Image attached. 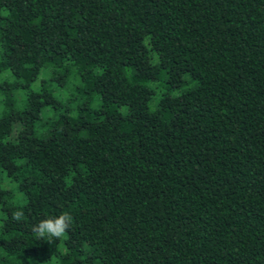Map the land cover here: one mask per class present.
Instances as JSON below:
<instances>
[{"label":"trees","instance_id":"1","mask_svg":"<svg viewBox=\"0 0 264 264\" xmlns=\"http://www.w3.org/2000/svg\"><path fill=\"white\" fill-rule=\"evenodd\" d=\"M0 264H264V0H0Z\"/></svg>","mask_w":264,"mask_h":264},{"label":"clouds","instance_id":"2","mask_svg":"<svg viewBox=\"0 0 264 264\" xmlns=\"http://www.w3.org/2000/svg\"><path fill=\"white\" fill-rule=\"evenodd\" d=\"M20 216H17L19 219ZM73 217L68 213H63L59 216L47 217L41 219L38 224L32 226L31 231L39 239L44 237L61 238L71 228Z\"/></svg>","mask_w":264,"mask_h":264},{"label":"rangeland","instance_id":"3","mask_svg":"<svg viewBox=\"0 0 264 264\" xmlns=\"http://www.w3.org/2000/svg\"><path fill=\"white\" fill-rule=\"evenodd\" d=\"M154 88H155V90H156V94H155V96L153 97V99L151 100V102H150V108H155L156 107V104H157V98H158V94L160 93V91L161 90H163V88H162V86H158L159 85V81L158 82H156V83H152L151 84ZM64 88L63 87H61L60 85L59 86H57L56 87V95H59L60 96V94L61 93H64ZM179 91L178 90H175L174 91V93H178ZM69 92H67V94H68ZM97 98L95 97V101H94V105H96V103H97Z\"/></svg>","mask_w":264,"mask_h":264}]
</instances>
